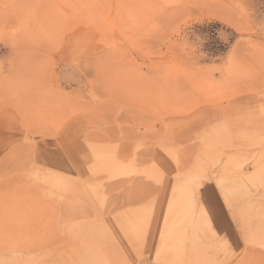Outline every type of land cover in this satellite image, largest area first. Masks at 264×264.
Here are the masks:
<instances>
[{"label": "rangeland", "instance_id": "1", "mask_svg": "<svg viewBox=\"0 0 264 264\" xmlns=\"http://www.w3.org/2000/svg\"><path fill=\"white\" fill-rule=\"evenodd\" d=\"M0 248L264 264V0H0Z\"/></svg>", "mask_w": 264, "mask_h": 264}, {"label": "bare ground", "instance_id": "2", "mask_svg": "<svg viewBox=\"0 0 264 264\" xmlns=\"http://www.w3.org/2000/svg\"><path fill=\"white\" fill-rule=\"evenodd\" d=\"M0 249H1V248H0ZM15 250H16V249H15ZM19 252H20V251H19ZM17 253H18V252H17ZM18 254H19V253H18ZM14 255H15V254H14ZM20 255H21V253H20ZM23 255H24V254H23ZM23 255H22V256H23ZM9 256H10V254H9ZM2 257H3V256H2ZM10 257H11V256H10ZM12 257H13V256H12ZM18 257H19V256H18ZM4 258H5V256L3 257V259H4ZM7 258H8V257H7ZM22 258H23V257H22ZM22 258H21V259H22ZM5 259H6V258H5ZM5 259H4V260H5ZM8 259H10V258H8ZM34 259H35L34 257L30 258V260H31L30 262L21 261V260L19 259V260H17V262H23L22 264H35ZM32 260H33V261H32ZM7 261H9V260H7ZM253 263L256 264V261L253 262ZM0 264H11V263H6V262H4V261L1 260V261H0ZM250 264H252V263H250Z\"/></svg>", "mask_w": 264, "mask_h": 264}]
</instances>
